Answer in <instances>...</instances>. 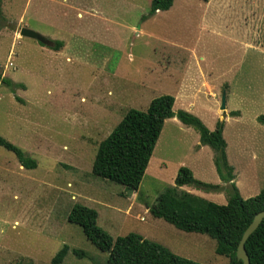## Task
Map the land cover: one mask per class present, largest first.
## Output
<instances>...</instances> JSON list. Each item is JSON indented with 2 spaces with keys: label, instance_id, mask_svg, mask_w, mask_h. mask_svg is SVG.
Segmentation results:
<instances>
[{
  "label": "rangeland",
  "instance_id": "rangeland-1",
  "mask_svg": "<svg viewBox=\"0 0 264 264\" xmlns=\"http://www.w3.org/2000/svg\"><path fill=\"white\" fill-rule=\"evenodd\" d=\"M251 1L175 0L170 10L148 15L152 0H3L0 75L14 85L0 81V135L37 167L22 166L0 146V264H54L64 245L70 250L62 264H106L108 252L69 221L77 203L95 208L114 238L136 232L199 263L228 264L210 235L145 212L176 187L182 161L197 179L216 184L221 178L207 151L166 128L150 167L155 175L165 162L164 180L145 175L136 203L134 191L92 168L100 142L129 109L146 110L171 94L179 98L174 110L192 112L211 130L224 121L241 196L264 189V16ZM23 27L68 44L58 52L21 36ZM203 77L215 94L201 86ZM224 94L227 108L219 110ZM223 183L224 195L205 198L226 204L232 190Z\"/></svg>",
  "mask_w": 264,
  "mask_h": 264
},
{
  "label": "trees",
  "instance_id": "trees-1",
  "mask_svg": "<svg viewBox=\"0 0 264 264\" xmlns=\"http://www.w3.org/2000/svg\"><path fill=\"white\" fill-rule=\"evenodd\" d=\"M175 0H152L148 15L169 10ZM205 2L209 0H203ZM3 0H0V14ZM146 17V16H145ZM62 42H55L59 49ZM0 81L10 86L14 82L0 75ZM175 97L164 94L155 97L146 110L129 109L122 121L103 139L98 147L92 173L100 178L125 185L137 191L146 173L151 156L163 129L165 120L178 117L184 124L195 128L203 145L214 151V163L221 180L228 183L231 193L226 204L210 201L200 195L178 189L190 185L204 191H221L220 184L197 179L187 166H181L175 179V188L161 193L150 206V212L186 232L206 233L216 242V251L229 257L228 264H242L237 259V248L246 228L254 216L264 210V189L256 196L243 198L235 184L234 167L227 157V142L223 135L224 121H218L214 130L190 111L174 110ZM236 114L237 112H233ZM264 123V115L258 117ZM0 146L13 151L22 166L37 167V161L26 156L23 149L0 135ZM99 213L95 208L75 204L69 221L82 227L86 237L100 250L108 252L106 264H202L174 253L165 245L130 232L114 238L98 224ZM250 264H264V220L246 242ZM70 247H64L53 259L62 264ZM74 252L83 257L80 250Z\"/></svg>",
  "mask_w": 264,
  "mask_h": 264
},
{
  "label": "crops",
  "instance_id": "crops-1",
  "mask_svg": "<svg viewBox=\"0 0 264 264\" xmlns=\"http://www.w3.org/2000/svg\"><path fill=\"white\" fill-rule=\"evenodd\" d=\"M211 0H209V1H207V3H209ZM252 6H250L251 8H253V11H254V13H262L263 14V16H264V0H252L251 1V3H250ZM174 5V4H173ZM226 6H225V8H228V7H233L232 6V4H225ZM173 7V6H172ZM171 7V8H172ZM170 8V9H171ZM169 9V10H170ZM165 11H167V10H165ZM157 12H159V11H157ZM258 18L259 17H257L256 18V20H258ZM46 36H48V35H46ZM51 39V38H50ZM52 40V39H51ZM52 42H53V45L52 46H49V47H51L52 49H54V45H55V41H53L52 40ZM59 42H61V41H59ZM41 43V42H40ZM43 44V43H42ZM68 44V42L67 43H65V41H62V46L59 48V49H54V50H56V51H58V52H63L64 50H65V46ZM43 45H45V44H43ZM47 46V45H46ZM42 50L44 49V46H39ZM201 59H204V56H201L200 57ZM68 59H70V57H68ZM10 64H12V62L10 63ZM226 84H223L222 86H225ZM201 86L203 87V88H205V87H207V89L208 90H210V94H215L216 92H215V90H214V88H213V86L207 81V79L205 78V77H203V79H202V81H201ZM215 97V96H214ZM179 101V98H178V95H176L175 96V104L177 103ZM175 104H174V106H175ZM226 108H227V104H226ZM179 109H177L176 110V108H175V111H178ZM219 110H222L221 108H219ZM188 111V110H187ZM232 112H234V111H230V113L231 114H233ZM166 128H170L171 130H176L175 132H176V135H172V138H177V136H179L181 139H188V140H190V142H191V146L193 147V149L194 150H196V151H198V153L199 152H206L207 151V153H209V159L211 160V162L209 163V164H211V165H213V163H214V152H212V154H210V150H209V146L208 145H203V144H201V141H200V134L198 133V132H196V130L193 128V127H191V126H188V125H186V124H184L182 121H180L179 119H178V117H176V116H174V117H171V118H168V119H166L165 120V123H164V125H163V129H162V131H161V134H160V136H159V138H158V141H157V143H156V146H155V149H154V151H153V154H152V156H151V159H150V162H149V165H148V167H147V170H146V173H145V175H148V174H150V167H151V164H152V161H153V157H154V154L156 153V150H157V147L159 146V143H160V140H161V138H162V136H163V133L165 132V129ZM223 135H224V138H225V140H226V142H227V148H226V151H227V157H228V160H229V163L234 167V174L236 175L235 176V179L234 180H236L237 179V177H238V175H237V169H236V166H235V163L233 162V160H232V155H231V146H230V144H229V142H228V140H227V138H226V134H225V129H223ZM263 149H264V145H263ZM212 161H213V163H212ZM214 165H215V163H214ZM181 166H185V163L182 161V162H180V163H178L177 164V169H175V174L173 175V177H172V183H173V185H174V182H175V178H176V176H177V173H178V170H179V168L181 167ZM186 166L188 167L189 166V168L193 171V173H194V175H195V170L193 169V167L191 166V165H188V164H186ZM167 167V165H166V163L165 162H162L161 163V165H160V169H158V170H156V174L154 175V174H150L153 178H155L156 180H158V181H163L164 179H163V175H164V168H166ZM144 175V176H145ZM219 175V174H218ZM144 178V177H143ZM216 184H220L221 186H222V184L224 185V183L222 182V180L221 179H219L218 181H217V183ZM180 189H183V190H186L183 186H181L180 187ZM187 191L188 192H190V193H193V194H199L200 196H202V197H204L205 198V195H208V193L207 192H210V191H197V190H189V189H187ZM212 192H215V191H212ZM137 192L136 191H134V193H133V202L134 203H136L135 201L137 200V198H136V196H137V194H136ZM212 195V196H211ZM210 196L212 197V198H215V199H218V198H220L222 195H224L223 194V192H221V191H217V192H215L214 194H211ZM135 200V201H134ZM150 212V206L149 205H147V207H146V211L145 212ZM140 214H138V216H139ZM142 219L144 218L143 217V215L141 214V216H140ZM153 217H155L154 215H153ZM158 218V217H157ZM162 244V243H161ZM164 245V244H163ZM166 246V245H165Z\"/></svg>",
  "mask_w": 264,
  "mask_h": 264
},
{
  "label": "water",
  "instance_id": "water-1",
  "mask_svg": "<svg viewBox=\"0 0 264 264\" xmlns=\"http://www.w3.org/2000/svg\"><path fill=\"white\" fill-rule=\"evenodd\" d=\"M20 35L21 36H25V37H30V38H34L36 40H38L39 42L48 45V46H52L53 42L52 40L31 29L28 27H23L20 29ZM226 108V95L224 94L222 97V102H221V109L224 110ZM264 220V210H261L260 212H258L252 222L250 223V225L246 228V230L244 231L241 240L239 242L238 248H237V259L242 260V264H250V257L249 254L247 252L246 249V242L248 240V238L251 236V234H253V232L255 230H257V228L260 226V224L262 223V221Z\"/></svg>",
  "mask_w": 264,
  "mask_h": 264
}]
</instances>
